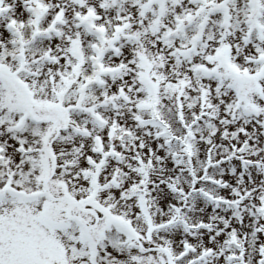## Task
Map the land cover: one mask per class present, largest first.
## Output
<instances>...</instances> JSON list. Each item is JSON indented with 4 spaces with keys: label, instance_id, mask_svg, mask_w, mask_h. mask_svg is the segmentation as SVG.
Instances as JSON below:
<instances>
[{
    "label": "snow or ice",
    "instance_id": "snow-or-ice-1",
    "mask_svg": "<svg viewBox=\"0 0 264 264\" xmlns=\"http://www.w3.org/2000/svg\"><path fill=\"white\" fill-rule=\"evenodd\" d=\"M0 264H264V0H0Z\"/></svg>",
    "mask_w": 264,
    "mask_h": 264
}]
</instances>
